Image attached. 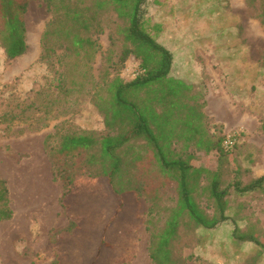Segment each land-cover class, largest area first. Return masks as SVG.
Here are the masks:
<instances>
[{"label":"rangeland","instance_id":"rangeland-1","mask_svg":"<svg viewBox=\"0 0 264 264\" xmlns=\"http://www.w3.org/2000/svg\"><path fill=\"white\" fill-rule=\"evenodd\" d=\"M52 1L28 0L22 55L7 59L0 48V178L12 210L11 218L0 222V264H49L56 255L59 264H154L148 254L150 229L162 225L168 216L162 207L174 205L176 191L155 169L145 176V162L139 165L143 189L150 179L148 185L156 187V192L128 193L121 198L110 191L105 179H82L63 201L66 209L62 206L63 188L44 138L62 124L98 130L102 119L89 95L52 93L54 77L74 60L64 52L65 42L59 37L47 41L54 50L45 58L51 64L40 58V38L54 15ZM143 7L149 25L162 26L157 41L171 48V44L174 48L186 45L175 53L169 77L183 80L197 103H202L209 84L229 103L223 90L234 97L232 108L238 113L231 116L228 109L227 126L206 116L205 128L209 140L220 143L225 133L236 137V144L229 151L205 152L192 143L184 149L192 153L191 163L217 171L227 182L239 179L245 183L264 174V136L260 131L264 121V25L258 17L264 12V0H146ZM112 18V13L103 15V29L97 36L99 47L92 59L96 79L112 72L106 58L116 59L122 44ZM33 19L37 20L34 33ZM160 19L174 28L175 39L164 37ZM199 48L214 52L217 63L207 62L205 67L196 52ZM182 53L189 62L183 61ZM138 63L129 56L119 76L124 81L134 78L141 72ZM189 63L194 72L186 77ZM207 68L215 71L209 70L213 75ZM153 195L159 197L156 215L150 212L148 200ZM225 198L227 219L213 229L195 226L186 214L180 217L176 235L167 247V264H264V188L240 194L228 187ZM199 200L211 214V202L204 197ZM69 221L76 223L72 231H67ZM234 231L256 236L261 245L237 239ZM52 236L56 237L55 246L48 244ZM163 258L162 250L159 259Z\"/></svg>","mask_w":264,"mask_h":264},{"label":"trees","instance_id":"trees-1","mask_svg":"<svg viewBox=\"0 0 264 264\" xmlns=\"http://www.w3.org/2000/svg\"><path fill=\"white\" fill-rule=\"evenodd\" d=\"M146 0H53L54 15L43 32L41 59L49 63L47 45L53 37L62 38L64 52L72 55L62 73L56 74L54 95L85 94L102 119L101 129H84L59 126L44 138V147L55 166L63 191L64 209L67 194L82 179H105L110 191L118 197L133 193L139 196L156 192L150 179L142 184L139 165L149 176L152 169L162 175L166 184H174L176 201L171 207H162L168 216L159 227L150 229L148 254L154 264H167L168 244L176 235L179 219L186 214L189 221L203 229H213L227 219L225 215L227 188L240 194L264 188V174L243 183L241 180L224 181L217 171L191 163L192 153L184 149L192 143L205 152L229 151L237 142L226 148L227 135L219 141L209 140L205 128L204 103H197L183 80L169 77L173 56L171 51L157 41L161 25L143 18ZM28 0H0V48L7 59L22 55L26 50L24 13ZM112 13L116 36L121 38L116 61L107 56L112 72L102 77L92 74V59L98 50L97 36L102 32L103 15ZM264 25V12L258 14ZM116 40V38H113ZM112 55V53H110ZM133 56L141 72L124 81L119 76L123 64ZM53 65V64H52ZM264 136V121L260 123ZM177 147L175 143H181ZM150 168V169H149ZM211 202L212 213L200 205V198ZM155 215L159 214V197H148ZM158 207V210H156ZM8 190L0 178V222L10 219ZM76 223L69 221L67 231ZM234 236L239 240L261 245L254 235ZM237 234V235H236ZM56 237L48 240L56 245ZM103 242L101 246H104ZM109 247V246H108ZM163 250L166 258L159 259ZM162 261V262H161ZM56 255L49 264H59Z\"/></svg>","mask_w":264,"mask_h":264},{"label":"crops","instance_id":"crops-1","mask_svg":"<svg viewBox=\"0 0 264 264\" xmlns=\"http://www.w3.org/2000/svg\"><path fill=\"white\" fill-rule=\"evenodd\" d=\"M161 23L163 24V28H164V37L167 38L169 35L172 37V40L175 39V31H174V28L170 29L169 28V25H168V21L167 20H164V19H160ZM178 29V28H176ZM172 30V31H171ZM166 35V36H165ZM164 37L163 40H164ZM167 40H169L167 38ZM161 42V41H160ZM169 45L171 44L169 41L167 42ZM161 44H163V42H161ZM165 45V44H163ZM172 53V56L174 57L175 56V53L176 54H179V49H186V45L184 46H179L177 48H174V44H171L172 48L165 45ZM205 46H209V43ZM210 49V48H209ZM197 53L200 54V56H202L203 58V62H205V67H207V62H216L217 63V56L214 52H207V49H197L196 51ZM184 56L183 57V61H190L186 59V53H182ZM248 54H245V57H246V61H248ZM187 64V62H186ZM189 67L186 66V73H184V75H186V77L188 76H191L193 75V72H194V69H193V65H191L189 63ZM209 68H207V71L209 72L210 75H213L210 73V71L212 72H215L213 69L210 70ZM191 74V75H190ZM216 77H218L217 73H214ZM179 76V75H178ZM225 93V95L227 96V98L229 100H231V103H229L227 100H226V97H221V95H223V93L221 94L220 92H213L212 90V85L209 84V88H208V92H206L207 94L205 95V97L202 99V102L204 103V106H203V113L208 116L209 118H212L211 120L214 121L215 123H220V124H223L224 127L227 126V120H226V117L228 116L227 115V111L229 109L230 111V115L232 116V114H236L238 113L237 110L233 109L232 108V104L235 102L234 101V97L233 95L228 92V91H225L223 90ZM228 93V94H227ZM215 95V96H213ZM217 97V98H216ZM234 112V113H232ZM231 126H233V124H231Z\"/></svg>","mask_w":264,"mask_h":264},{"label":"built area","instance_id":"built-area-1","mask_svg":"<svg viewBox=\"0 0 264 264\" xmlns=\"http://www.w3.org/2000/svg\"><path fill=\"white\" fill-rule=\"evenodd\" d=\"M233 138L231 136H227L226 139L223 142L224 147L228 148L233 145Z\"/></svg>","mask_w":264,"mask_h":264},{"label":"bare ground","instance_id":"bare-ground-1","mask_svg":"<svg viewBox=\"0 0 264 264\" xmlns=\"http://www.w3.org/2000/svg\"><path fill=\"white\" fill-rule=\"evenodd\" d=\"M36 22H37V20H36V19H33V22H32L33 27H32V29H31L33 33H34V29L36 28V27H35ZM36 206H37V205H36Z\"/></svg>","mask_w":264,"mask_h":264}]
</instances>
